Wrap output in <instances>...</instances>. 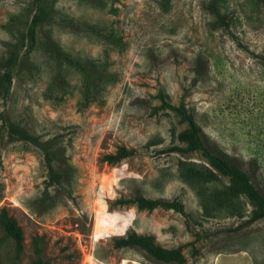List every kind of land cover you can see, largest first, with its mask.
<instances>
[{
  "label": "rangeland",
  "instance_id": "rangeland-1",
  "mask_svg": "<svg viewBox=\"0 0 264 264\" xmlns=\"http://www.w3.org/2000/svg\"><path fill=\"white\" fill-rule=\"evenodd\" d=\"M32 1L0 0V63L25 32ZM96 1L46 0L51 19L14 65L5 97L0 90L3 118L52 143L60 175L45 188L39 150L0 135V208L23 235L15 255L0 229L3 264H30L34 235L43 237L47 264H175L136 246L114 247L112 238L126 231L181 245L183 264H264V217L203 216L198 197L176 177L180 155L161 150L183 145L177 134L185 123L171 108L182 105L264 195V0H218L234 40L205 8L208 0ZM89 25L116 30L123 47L109 48ZM51 45L80 59L106 58L116 77L101 102L78 107L79 73L58 67ZM56 81L60 88H50ZM119 147L135 153L106 162ZM137 194L176 198L184 214L117 202Z\"/></svg>",
  "mask_w": 264,
  "mask_h": 264
},
{
  "label": "trees",
  "instance_id": "trees-1",
  "mask_svg": "<svg viewBox=\"0 0 264 264\" xmlns=\"http://www.w3.org/2000/svg\"><path fill=\"white\" fill-rule=\"evenodd\" d=\"M45 2L46 0L32 1L30 4L31 16L25 32L7 50L5 58L0 63L1 96L5 97L7 94L14 65L20 58L27 57L36 47L38 26L43 20L51 19L49 15L51 8H48ZM96 2H99V0ZM205 8L221 29L234 40L235 37L230 31L229 22L219 9L218 0H208ZM69 20L76 24L74 20ZM88 30L97 35L98 38L103 39L109 48L119 50L123 47L124 43L120 35L112 28L104 32L95 25H89ZM49 51H51V58L57 60L58 67L66 65L79 73L78 107L83 108L90 102H101L104 85L107 82L114 81L116 77L115 73L108 69L109 62L106 58L80 59L64 53L56 45H51ZM56 84L52 83L49 87L52 89L60 88L57 81ZM171 108L179 116L178 121L185 123V128L177 134L178 140L183 145H171L161 150L176 151L180 155L176 160V177L179 181L188 185L198 197L201 214L206 217H213L223 213L226 216H235L238 219L244 218L242 223L252 222L264 217V195L250 180L247 172L239 167L232 156L222 151L202 132L193 115L186 112L182 105ZM0 135H6L11 140L29 143L39 150L47 170L45 188L60 183V175L53 165L56 150L53 149L52 143L41 140L38 135L22 126L6 121L2 113H0ZM190 152L198 154L197 161L183 156ZM134 153L135 149L133 148L119 147L115 152L106 154L104 160L110 164H115ZM117 202L121 205L134 206L137 210L149 211L161 207L184 214L182 204L176 198L167 200L148 198L137 194L129 198H119ZM0 229L4 238L10 242L16 255L21 250L22 230L15 218L4 207L0 208ZM42 238V235L32 237L35 259L30 264H47L43 258L44 245ZM112 243L116 248L136 246L159 262L175 264L185 262L181 245L173 248L163 247L150 234H137L133 231H126L123 235L113 237ZM0 264H3L1 258Z\"/></svg>",
  "mask_w": 264,
  "mask_h": 264
},
{
  "label": "crops",
  "instance_id": "crops-1",
  "mask_svg": "<svg viewBox=\"0 0 264 264\" xmlns=\"http://www.w3.org/2000/svg\"><path fill=\"white\" fill-rule=\"evenodd\" d=\"M216 256H217V254H216ZM216 256H214V261L216 260V262H217L219 258L215 259Z\"/></svg>",
  "mask_w": 264,
  "mask_h": 264
}]
</instances>
